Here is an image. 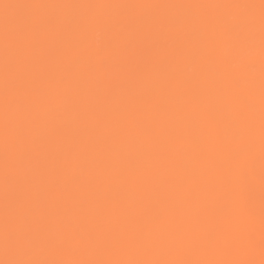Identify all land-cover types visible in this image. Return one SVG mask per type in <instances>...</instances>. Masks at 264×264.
I'll list each match as a JSON object with an SVG mask.
<instances>
[{"label": "bare ground", "instance_id": "obj_1", "mask_svg": "<svg viewBox=\"0 0 264 264\" xmlns=\"http://www.w3.org/2000/svg\"><path fill=\"white\" fill-rule=\"evenodd\" d=\"M260 3L0 0V230L7 35L23 45L10 212L50 241L35 259L264 264Z\"/></svg>", "mask_w": 264, "mask_h": 264}, {"label": "snow or ice", "instance_id": "obj_2", "mask_svg": "<svg viewBox=\"0 0 264 264\" xmlns=\"http://www.w3.org/2000/svg\"><path fill=\"white\" fill-rule=\"evenodd\" d=\"M254 7L252 5H232V7ZM41 7H44L43 5ZM261 10V27L262 37H264V0L260 3ZM10 36L6 35L4 44V121H3V136L5 143V175H4V188H5V221L7 234L11 240L13 236L12 228L15 222H18L23 215V205L18 208V215L13 217L10 208L14 197V179L10 174V170L17 166V161L13 158L11 153V147L22 141L24 137V129L17 123V113L21 107V101L16 96L15 90L20 85L22 80V73L19 70L18 60L22 54L23 45L17 43L16 48L10 44ZM262 120H264V81H262ZM260 182V220L262 237H264V160L261 163V171L259 176ZM244 192L242 189L235 192V200L239 203L243 199ZM264 244V239H262ZM6 264H51V262L27 259L19 262L6 261ZM66 264H74V262H66ZM85 264H95V262H85Z\"/></svg>", "mask_w": 264, "mask_h": 264}, {"label": "clouds", "instance_id": "obj_3", "mask_svg": "<svg viewBox=\"0 0 264 264\" xmlns=\"http://www.w3.org/2000/svg\"><path fill=\"white\" fill-rule=\"evenodd\" d=\"M75 12V14H80L86 7L83 5H73L69 6ZM107 8L124 9L131 6L122 5H107ZM244 8V7H236ZM5 65V57L4 64ZM5 170V161H4ZM13 236L11 240L7 234L6 225H3L2 230H0V264H6V261L19 262L27 259H35V255L43 247L50 244V241H46L42 234L34 231L30 226H24L20 228H12ZM38 260V259H36Z\"/></svg>", "mask_w": 264, "mask_h": 264}]
</instances>
